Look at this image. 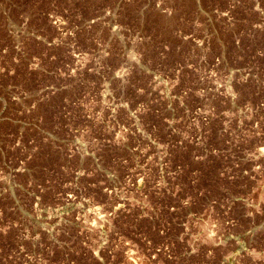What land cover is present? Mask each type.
Returning <instances> with one entry per match:
<instances>
[{"label":"rangeland","instance_id":"rangeland-1","mask_svg":"<svg viewBox=\"0 0 264 264\" xmlns=\"http://www.w3.org/2000/svg\"><path fill=\"white\" fill-rule=\"evenodd\" d=\"M0 264H264V0H0Z\"/></svg>","mask_w":264,"mask_h":264}]
</instances>
